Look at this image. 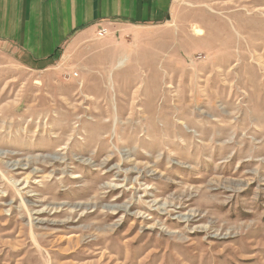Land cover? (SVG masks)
<instances>
[{
    "label": "rangeland",
    "instance_id": "obj_1",
    "mask_svg": "<svg viewBox=\"0 0 264 264\" xmlns=\"http://www.w3.org/2000/svg\"><path fill=\"white\" fill-rule=\"evenodd\" d=\"M263 244L264 0H174L0 68V264H264Z\"/></svg>",
    "mask_w": 264,
    "mask_h": 264
},
{
    "label": "crops",
    "instance_id": "obj_2",
    "mask_svg": "<svg viewBox=\"0 0 264 264\" xmlns=\"http://www.w3.org/2000/svg\"><path fill=\"white\" fill-rule=\"evenodd\" d=\"M173 7L174 0H0V68H46L101 28L164 25Z\"/></svg>",
    "mask_w": 264,
    "mask_h": 264
},
{
    "label": "bare ground",
    "instance_id": "obj_3",
    "mask_svg": "<svg viewBox=\"0 0 264 264\" xmlns=\"http://www.w3.org/2000/svg\"><path fill=\"white\" fill-rule=\"evenodd\" d=\"M120 64V66L121 65H123L124 64V61H122V62H119ZM228 65V64H227ZM227 65H224V68H226L227 67ZM244 251V250H243ZM257 251H259V253L254 257V259H255V261H260L261 262V260L263 259V257H264V244L257 250ZM246 252L248 253V250H246Z\"/></svg>",
    "mask_w": 264,
    "mask_h": 264
},
{
    "label": "built area",
    "instance_id": "obj_4",
    "mask_svg": "<svg viewBox=\"0 0 264 264\" xmlns=\"http://www.w3.org/2000/svg\"><path fill=\"white\" fill-rule=\"evenodd\" d=\"M107 34H108V29H106V28H101V29L98 31V36H99L100 38H104Z\"/></svg>",
    "mask_w": 264,
    "mask_h": 264
}]
</instances>
